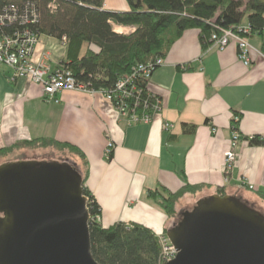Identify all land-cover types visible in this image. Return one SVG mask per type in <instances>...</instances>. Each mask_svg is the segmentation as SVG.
Listing matches in <instances>:
<instances>
[{
    "label": "crops",
    "instance_id": "0c3cea01",
    "mask_svg": "<svg viewBox=\"0 0 264 264\" xmlns=\"http://www.w3.org/2000/svg\"><path fill=\"white\" fill-rule=\"evenodd\" d=\"M105 9L128 12L129 6L105 0ZM119 28L113 24L114 31ZM261 45L259 37L250 39L251 64L245 66L235 45L204 49L200 31H186L151 78L149 91L159 97L163 111L144 125H129L100 95L66 91L58 95V104L48 103L42 87L28 79L10 83V70L1 67L0 150L33 140L77 147L88 161L86 187L100 205L105 228L126 222L165 230L169 218L149 196L160 186L174 194L186 185L201 187L180 199L178 211L184 199L196 205L214 195L263 203L257 193L264 192V146L250 145L254 137L264 140ZM65 57L63 42L42 37L34 60L58 70ZM166 124L173 128L165 130ZM235 133L240 135L238 157L226 173L225 155ZM109 140L115 144L111 160L105 154ZM28 152L15 150L7 160ZM37 152L60 153L55 148ZM72 159L79 162L77 156Z\"/></svg>",
    "mask_w": 264,
    "mask_h": 264
},
{
    "label": "trees",
    "instance_id": "16d2710c",
    "mask_svg": "<svg viewBox=\"0 0 264 264\" xmlns=\"http://www.w3.org/2000/svg\"><path fill=\"white\" fill-rule=\"evenodd\" d=\"M52 2L56 6L49 7ZM126 2L128 12L106 10L105 0H0V5L7 6L11 11L18 10L19 15L34 9L39 19L32 24V31L39 37L60 42L66 37V57L60 69L70 70L79 83L88 84L96 90L111 89L136 65L166 59L186 31L199 30L201 44L206 49L214 33L223 28L244 26L245 18L246 25L251 29V38L257 36L261 39V53L264 55V0ZM2 9L0 7V11ZM113 24L133 27L135 31L129 35L119 34L114 31ZM91 44L99 47L101 52H92L89 49ZM142 87L147 89V82ZM192 130L194 128L189 131ZM250 145L264 146V140L254 137ZM25 148H55L60 153L79 158V162L72 165L79 173L84 195L89 199L93 254L100 264H159L161 245L156 231L143 224L126 222L105 228L96 221V217L101 215V208L86 187L90 169L85 155L77 147L52 140L19 142L0 150V160L15 150ZM200 189L186 185L182 192L174 194L160 186L156 191H149V196L169 220L176 219L175 223H178L183 213L177 209L180 199ZM257 195L264 200V192ZM170 228H166L165 233Z\"/></svg>",
    "mask_w": 264,
    "mask_h": 264
},
{
    "label": "water",
    "instance_id": "95a60500",
    "mask_svg": "<svg viewBox=\"0 0 264 264\" xmlns=\"http://www.w3.org/2000/svg\"><path fill=\"white\" fill-rule=\"evenodd\" d=\"M166 234L178 251L167 264H264V215L238 197L200 200ZM0 264H100L72 163L0 166Z\"/></svg>",
    "mask_w": 264,
    "mask_h": 264
},
{
    "label": "built area",
    "instance_id": "2783aa9c",
    "mask_svg": "<svg viewBox=\"0 0 264 264\" xmlns=\"http://www.w3.org/2000/svg\"><path fill=\"white\" fill-rule=\"evenodd\" d=\"M53 5L56 6L55 2H52L49 7ZM0 7L3 8L0 11V68L6 67L10 70V76L7 78L10 83H16L20 79L30 80L42 87L45 101L48 103L58 104L60 102L58 95L66 91L87 93L92 96L100 95L113 104L117 114L126 119L129 125L151 124L162 113V102L159 97L149 91V85L156 70L166 64L165 59L136 65L130 74L118 80L111 89H90L88 84L79 83L70 70H53L45 61L34 60L35 52L40 44V37L32 31V24L39 19V14L34 9L19 15L18 10L11 11L4 5ZM134 31L135 28L118 30L119 33L127 35ZM250 33L249 25L240 26L237 29L223 28L219 33L211 36L210 45L219 51L235 45L238 59L245 66H249L251 64ZM62 42L67 44V38L64 37ZM89 49L97 54L101 52L100 48L93 44L89 46ZM145 82H147V89L142 87ZM172 128L170 124L165 125L167 131ZM239 139V133H235L225 155L226 173L233 169L237 161ZM114 148V142L109 140L105 153L108 160L112 158ZM96 221H101L100 216L96 217ZM162 236H160L162 253L159 264H167L177 257L178 251L167 236Z\"/></svg>",
    "mask_w": 264,
    "mask_h": 264
},
{
    "label": "rangeland",
    "instance_id": "374dc122",
    "mask_svg": "<svg viewBox=\"0 0 264 264\" xmlns=\"http://www.w3.org/2000/svg\"><path fill=\"white\" fill-rule=\"evenodd\" d=\"M113 2L114 3H117V2H119V0H113ZM122 2H126V0H122ZM246 20H247V18L244 19V22H243L244 25H246V22H247ZM246 26H248V25H246ZM121 28L131 29L133 27H123V26H121ZM41 38H42V36L40 37V41H41ZM252 38H254V37H252ZM252 38L249 35V40L252 39ZM256 41H257V39H255L253 41V43L256 42ZM67 42H68V40H67ZM66 45L67 44H65V46ZM95 54H97V53H95ZM147 62H149V61H147ZM90 89H94V88L90 87ZM94 90H96V89H94ZM29 150H31V152H28L27 155H20L19 157L15 156L17 159L12 158L11 160H7V157L4 158V159H2V160H5V161L3 163H0V166L3 165L4 163H8V162L30 161V160H36V161H55V162H66L67 161V162H70V163H73L74 162L73 161L74 159H72V158H74V156H72V155H66V154H63V153H59L57 155H55V154L43 155V154H40L39 152H37L38 149H29ZM13 153L14 152H12L11 154H13ZM261 200H263V199H261ZM248 205H249V207H251L255 211H257V212H259V213H261V214L264 215V200H263V203H260V204L259 203H254V204H248ZM194 207H195V205L192 204V201L190 199H184V200H182L180 202V206H179V208L181 209L180 211H183V212L192 211ZM100 218H101V215H100ZM177 219H179V216H178ZM175 222H176V219L173 220V221L172 220H169V223L167 224L166 228L171 227ZM100 223H101V221H100ZM157 234H158L159 242H160V245H161L160 236H162V235L167 236V234L165 233V230H163L162 232L157 233ZM162 237H164V236H162ZM161 253H162V247H161Z\"/></svg>",
    "mask_w": 264,
    "mask_h": 264
},
{
    "label": "bare ground",
    "instance_id": "6f19581e",
    "mask_svg": "<svg viewBox=\"0 0 264 264\" xmlns=\"http://www.w3.org/2000/svg\"><path fill=\"white\" fill-rule=\"evenodd\" d=\"M119 29H120V28H119ZM119 29H118V30H119ZM142 64H144V63H142Z\"/></svg>",
    "mask_w": 264,
    "mask_h": 264
},
{
    "label": "flooded vegetation",
    "instance_id": "af4514ba",
    "mask_svg": "<svg viewBox=\"0 0 264 264\" xmlns=\"http://www.w3.org/2000/svg\"><path fill=\"white\" fill-rule=\"evenodd\" d=\"M30 161H34V160H30Z\"/></svg>",
    "mask_w": 264,
    "mask_h": 264
}]
</instances>
